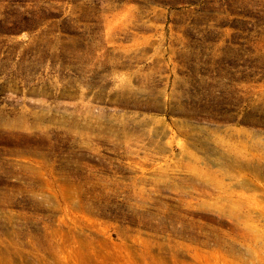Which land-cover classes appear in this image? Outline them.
Returning a JSON list of instances; mask_svg holds the SVG:
<instances>
[{
  "label": "rangeland",
  "instance_id": "obj_1",
  "mask_svg": "<svg viewBox=\"0 0 264 264\" xmlns=\"http://www.w3.org/2000/svg\"><path fill=\"white\" fill-rule=\"evenodd\" d=\"M1 246L264 264V0H0Z\"/></svg>",
  "mask_w": 264,
  "mask_h": 264
},
{
  "label": "bare ground",
  "instance_id": "obj_2",
  "mask_svg": "<svg viewBox=\"0 0 264 264\" xmlns=\"http://www.w3.org/2000/svg\"><path fill=\"white\" fill-rule=\"evenodd\" d=\"M227 209V208H226ZM230 213V212H229ZM13 255L11 250L8 249L6 246L0 247V262L6 261L9 256ZM11 258V257H10ZM15 259V258H14ZM13 260V259H12ZM8 261V260H7ZM23 262V261H22ZM4 263V262H3ZM10 263V262H9ZM14 263V262H13ZM5 264V263H4Z\"/></svg>",
  "mask_w": 264,
  "mask_h": 264
}]
</instances>
